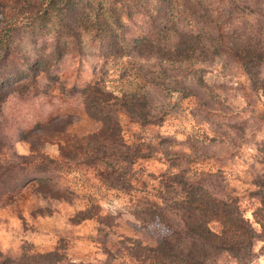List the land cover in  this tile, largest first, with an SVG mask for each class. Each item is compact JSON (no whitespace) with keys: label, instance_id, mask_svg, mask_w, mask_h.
<instances>
[{"label":"rangeland","instance_id":"374dc122","mask_svg":"<svg viewBox=\"0 0 264 264\" xmlns=\"http://www.w3.org/2000/svg\"><path fill=\"white\" fill-rule=\"evenodd\" d=\"M242 1V7L260 8L264 18V0ZM166 2L0 0V191H18L0 197L2 256L18 261L58 252L75 264H130L132 251L124 239L152 246L170 235L159 223L142 230L134 213L145 212L150 201L161 202L168 196L163 186L186 170L192 178L223 181L222 196L237 199L251 236L246 264H264V63L261 84L254 88L224 50L201 57L204 46L212 49L216 32L201 16L199 28L190 22L183 0H170L178 30L201 36L195 65L177 76L182 86L193 84L192 96L173 89L171 78L182 63L165 62L161 73L156 60L142 57L143 70L149 66L153 72L143 76L138 61L134 66L125 56L105 61L112 53L108 40L131 44L155 36L149 17L159 7L164 13ZM192 2L212 12L232 10L219 0ZM249 11L223 26L224 35L236 28L248 34L258 20L264 24ZM99 71L105 72L99 93L113 98L101 114L94 108L102 107V96V105L85 101ZM124 102L138 103L136 113L151 123L125 115ZM105 129L115 137L103 141L102 156L93 146L103 143L98 135ZM135 151L148 157L126 163ZM122 168L130 185L125 191L104 178ZM92 204L101 221L78 222L76 214ZM217 258L216 264H238L226 254Z\"/></svg>","mask_w":264,"mask_h":264},{"label":"trees","instance_id":"16d2710c","mask_svg":"<svg viewBox=\"0 0 264 264\" xmlns=\"http://www.w3.org/2000/svg\"><path fill=\"white\" fill-rule=\"evenodd\" d=\"M165 1L167 2L162 5L165 12L163 13V10L161 11L159 7L156 14L149 17V21L157 28L155 36L138 38L133 40L131 44L110 39L106 45L112 53H107L104 58L107 62L108 58L113 59L125 56L129 65H131V62L138 61L140 64L137 67V71L142 73L143 76L152 74L153 72H150L151 67L149 66L148 68L150 69L143 70L145 66L141 63L140 59L142 57L148 61L151 58L156 60L159 72L161 73L166 72L162 67L165 62L173 63L174 65L182 63L185 67H178L176 75L171 78L174 85L173 89L182 93L184 97L192 96L193 84L182 86L183 82L178 81L177 76L185 72L186 69L190 70L195 65L192 58L196 54L197 44L199 43L198 38L201 36L198 34L194 37L191 31H188V33L179 31L178 23L174 20L176 18H173L175 15L170 12L171 2L170 0ZM192 1L194 0H183L182 4L183 6L185 5L184 10H188L187 17H189L190 22L195 20L196 23L194 24L199 28L198 17L201 16L216 32L215 37L209 43L212 49L207 50L204 46L202 50L206 53H200L199 51L200 56L203 58L213 57L209 51H215L216 53L217 51L224 50L229 58L239 63L252 87L255 88V86L260 85L261 82L258 76L260 66L264 63V34L262 32L264 24H262V21H255L254 29H251L248 34H244L242 28H236L232 30V33L227 35H224L221 30L223 26H229L232 18L237 17L235 15L242 16L246 10H250V14L256 13L260 15L264 21L261 15V13L263 14L262 10L260 8L251 10L253 7L248 4L242 7L240 5L244 4L242 0H219L220 3L226 2L232 8L229 13L224 14L222 11H219L220 9L212 12L200 2L193 5ZM188 24L192 25L191 23ZM246 24V22L243 23L245 26ZM134 65L133 63L131 66ZM104 73V71L98 72V77L87 87L92 91L85 95V101H88V104L91 106L95 103H99L97 105H102L101 102L103 103L101 108H94V112L99 114L108 107L104 103L113 99L110 96L106 99L99 93V84ZM149 79L151 83H158L155 77H149ZM178 86L181 88H178ZM99 96H102L104 100L100 102ZM139 106L138 103L131 104L124 102L120 110L125 112L124 114L131 119H136L135 122H140L141 124L146 122L151 123L150 120H145V118L136 113ZM107 116L108 114H106ZM116 126L115 128H117ZM110 137L114 138V133H110L105 129V132H101L98 135V140L100 139L103 142ZM65 143L61 147L62 150L68 146V143ZM113 143L115 147L120 145L119 140H115ZM93 147V149L102 150L100 154L102 156L105 155V142ZM151 150L153 149L150 148ZM39 152L38 154H40ZM40 156L43 160L51 161V159L42 153ZM145 157L147 158L148 156L135 151V154L131 158L126 159V163L131 164L133 160ZM124 170L122 168L119 172L118 170L112 173L105 172L106 176L104 178L111 180L108 182L110 187L122 191L127 190L130 185L126 184L123 178L126 173ZM174 179L175 182L172 184H165L163 186L164 192L168 196L163 198L161 202L150 201L151 205L144 209L145 212L134 213V217L142 230L155 223H159L170 232V235L161 241H156L152 246L148 244L144 245L139 239H124V242L129 245L127 246L128 250L132 251L129 255L132 261L130 264H216L217 257L222 254L229 255L238 264H246V259L250 258L248 250L251 245V236L248 234L249 229H247L245 221L239 213L237 199L222 196L221 192L224 190V186H222L223 181H212L208 176L207 178H197L195 176L192 178L186 170L179 172ZM16 190V188L7 191L1 190L0 197L2 195L14 196V193H18ZM97 211L98 207L92 204L78 212L75 217H77L78 222L92 219H96L98 222L99 220L101 221V217L98 214L96 215ZM107 219L108 217L104 220ZM100 223L104 226L108 224L105 221ZM27 262L32 264H75L66 262L65 257L61 256L58 252L25 256L18 261L2 256L0 253V264H26Z\"/></svg>","mask_w":264,"mask_h":264}]
</instances>
